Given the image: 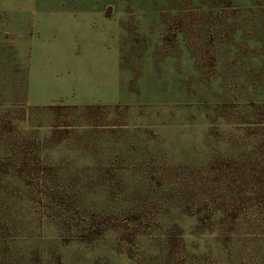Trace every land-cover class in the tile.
<instances>
[{
    "label": "rangeland",
    "instance_id": "374dc122",
    "mask_svg": "<svg viewBox=\"0 0 264 264\" xmlns=\"http://www.w3.org/2000/svg\"><path fill=\"white\" fill-rule=\"evenodd\" d=\"M0 264H264V0H0Z\"/></svg>",
    "mask_w": 264,
    "mask_h": 264
},
{
    "label": "trees",
    "instance_id": "16d2710c",
    "mask_svg": "<svg viewBox=\"0 0 264 264\" xmlns=\"http://www.w3.org/2000/svg\"><path fill=\"white\" fill-rule=\"evenodd\" d=\"M250 1V5H255L258 1H261V0H249Z\"/></svg>",
    "mask_w": 264,
    "mask_h": 264
}]
</instances>
